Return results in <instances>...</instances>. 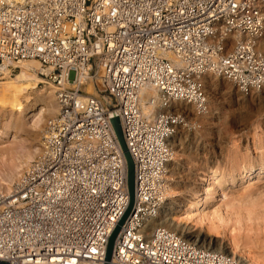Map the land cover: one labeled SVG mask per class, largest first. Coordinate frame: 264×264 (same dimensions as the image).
<instances>
[{
    "label": "built area",
    "instance_id": "built-area-1",
    "mask_svg": "<svg viewBox=\"0 0 264 264\" xmlns=\"http://www.w3.org/2000/svg\"><path fill=\"white\" fill-rule=\"evenodd\" d=\"M264 0H0V79L28 60L57 86L59 110L39 152L0 193V260L104 264H244L163 226L171 141L210 108L206 75L243 94L264 89ZM92 84L96 94L87 93ZM154 91V96L149 92ZM148 106L149 108H145Z\"/></svg>",
    "mask_w": 264,
    "mask_h": 264
},
{
    "label": "rangeland",
    "instance_id": "rangeland-1",
    "mask_svg": "<svg viewBox=\"0 0 264 264\" xmlns=\"http://www.w3.org/2000/svg\"><path fill=\"white\" fill-rule=\"evenodd\" d=\"M27 81L30 80L28 79ZM42 85L43 83H41ZM233 87V99L231 101L221 100L222 98H220V105L217 106L218 109L215 111L216 115L219 116V118L215 119L218 123L213 125V127L211 126L212 128L207 130V134L201 135V131H199L201 128H199L197 136L194 137L193 132H195V129L193 127L185 128L188 129V132L183 130L182 141L184 145L180 147L184 148V150L179 152L180 157L177 171L181 172L177 176L183 175L182 178L178 177V179H184L187 177V173H190L192 178L200 179L204 174V170L205 175H213L212 179L209 178V180L205 176V195H201L205 197V210L207 211L213 209L223 210L225 207L224 203L232 199L236 202V200L246 195L249 197V200L258 199L259 201L261 200L260 202H264V89L257 92L259 95L257 93L246 95L237 91L235 85ZM14 89L19 93L28 92L29 96L26 95L25 103L33 106L34 111L21 114L20 125L18 128H14L12 126L14 118L11 117V114L9 113V116L8 112L0 110L1 193L2 191H5V193L10 192L8 190L9 185L5 184V182L10 181V186L14 185L20 176L15 178L16 181L13 179L12 182L10 180L11 176L13 175L14 177L20 169L22 170L19 172V175H22L36 157L39 152V149L36 150V148L39 147L44 124L51 117L47 116V119L38 122L39 117L37 113L39 111L37 108L43 104L36 102L35 96L36 93H40V89L42 88L36 85L35 82H23L22 85H18ZM259 96L261 98L257 99ZM238 97H240V101L237 100ZM239 117L245 120L244 127L241 126L244 129L237 126L235 119H239ZM224 118L226 121H229L227 124L224 122ZM255 118L262 121V125L259 124L260 127L246 122V119ZM205 128L207 129L208 127L206 126ZM255 132L257 133L256 135ZM175 141L177 144L180 142L179 139H175ZM29 154L34 157L27 163ZM190 158H192V164L191 162H187L190 161ZM20 164H24V166L17 168ZM200 164L202 166L205 165V169L201 168ZM186 191L185 194L189 195L190 191L188 193ZM258 218L260 219L261 217L259 215L255 216L254 221H247L242 218L237 227L239 229H248L247 225L249 224L252 229H264V219L259 220ZM235 220L233 216L234 223ZM206 234L207 231L205 230V236ZM260 235L263 237L264 231H261Z\"/></svg>",
    "mask_w": 264,
    "mask_h": 264
},
{
    "label": "bare ground",
    "instance_id": "bare-ground-1",
    "mask_svg": "<svg viewBox=\"0 0 264 264\" xmlns=\"http://www.w3.org/2000/svg\"><path fill=\"white\" fill-rule=\"evenodd\" d=\"M261 41L262 47L264 48V37ZM28 79L35 82L36 85L42 88L40 89V93H36L35 96L36 102L43 104L37 108L39 111L37 113L39 117L38 122H42L43 120L47 119V116L49 117L55 115L59 110L56 97L57 86L53 83H48L46 78L41 75L40 63L37 60L25 61L21 64V69L14 75H6V77L0 79V110L11 114V117L14 118L12 123L14 128H18L20 125L21 114L34 111L33 106L25 103V98L29 96L27 94L28 92L19 93L14 89L18 85H22L23 82H30L27 81ZM41 83H43L42 86ZM233 86V83L226 78L213 74L206 75V87L210 98L209 111L205 114L198 115L191 107H189L190 117L194 121V123L191 125V127L195 129V132H193L194 137L197 136V131L199 128H201V130H199L201 131L200 134L205 135L208 133L207 130L211 129L213 125L218 123L215 121V119L219 118V116L216 115L215 111L218 109L217 106L220 105L219 100L222 98L221 100L231 101L233 99ZM86 90L89 94L97 93L96 89L91 83L87 86ZM237 91L239 90L237 89ZM149 94V96H154L155 92L150 91ZM260 98L261 96H259L257 99ZM237 100L240 101V97H238ZM145 108L147 109L149 107L145 106ZM235 120L237 126L240 128L245 124V120L242 117H239V119L237 118ZM224 122L227 124L229 121H226L224 118ZM246 122L256 125V127H260L259 124L262 125V121L258 118L249 120L246 119ZM206 126L208 127L207 129L205 128ZM243 127L241 129H244ZM185 128L187 127H181L171 141L174 153L173 159L168 166L167 179L170 186L168 189L167 200L161 210L160 216L153 220L151 227L153 228L156 226H163L177 231L189 239L205 244L206 247L220 249L226 253L233 254L234 256L240 258L244 264H264V236L262 237L260 235V232L264 231V229H252L249 224L247 225L248 229H239L237 227L242 218L247 221H254L255 216L259 215L261 217L260 219H264L263 201L260 202L261 200L259 201L258 199L249 200V197L246 195L245 197H241L240 199L236 200V202L232 199L231 201L229 200V202L224 203L225 207L223 210L213 209L211 211H207L205 210V197H202L201 195H205V176L207 180H209V178L212 179L213 175H205L204 170V174L200 179L194 177L192 178L190 173H187V177L184 179H178V177L182 178L183 176H177L179 172H181H178L177 169L179 166V152L184 150V148L180 147L184 145L182 141L183 132H188V129ZM256 134L257 133L255 132V135ZM175 139H179L180 142L177 144ZM38 149L39 147L36 148V150ZM33 155L29 154L26 161L27 163L30 162V160L35 156ZM191 160L192 158H190V161L187 162H191ZM21 166H24V164H20L17 166V168H21ZM199 166L205 169V165L202 166V164H200ZM21 170L22 169H20V171ZM19 172H15L16 174L14 173V177L13 175L11 176V182L13 179L18 178L17 176H21L19 175ZM5 184L9 185L8 190L11 192V189H13L14 185H12L13 187L10 186V181L7 183L5 182ZM181 187H183V189H181ZM1 188L2 187L0 186V190ZM185 191L187 193L190 191V194L186 195ZM2 193L8 194L5 193V191H2ZM233 216L236 219L235 223L233 222ZM205 230L207 231L206 236Z\"/></svg>",
    "mask_w": 264,
    "mask_h": 264
},
{
    "label": "water",
    "instance_id": "water-1",
    "mask_svg": "<svg viewBox=\"0 0 264 264\" xmlns=\"http://www.w3.org/2000/svg\"><path fill=\"white\" fill-rule=\"evenodd\" d=\"M112 121V124L114 126L115 132L118 136V139L120 141V144L124 150L125 156L127 158V162H128V185H129V191H130V205L128 207V209L126 210L125 214L123 215L122 219L120 220V222L118 223L117 227L115 228L114 232L112 233L110 239H109V243H108V247H107V253H106V258H105V262L104 264H110V260L112 257V253H113V248H114V243H115V239L123 225V223L125 222L126 218L128 217L130 211L133 208L134 205V199H135V165L133 162V159L131 157V154L129 152V149L127 147V144L125 142L124 136H123V131H122V127H121V122H120V118L119 116L116 117H112L110 118ZM0 264H10L9 261H2L0 260Z\"/></svg>",
    "mask_w": 264,
    "mask_h": 264
}]
</instances>
